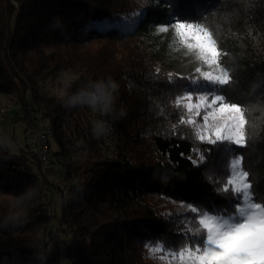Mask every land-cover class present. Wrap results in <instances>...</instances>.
<instances>
[{"label": "trees", "instance_id": "obj_1", "mask_svg": "<svg viewBox=\"0 0 264 264\" xmlns=\"http://www.w3.org/2000/svg\"><path fill=\"white\" fill-rule=\"evenodd\" d=\"M176 11L199 19L222 49L228 94L249 120L246 147L201 142L179 122L188 116L174 101L199 77L167 71L158 56V28ZM52 71L76 74L69 93L94 80L118 83L110 146L92 133V109L65 105V85L42 92ZM0 93L13 95L14 121L28 125L42 111L67 187L64 196L40 173L32 150L0 139V264H149L146 247H180L193 235L186 218L198 213L188 206L235 212L229 205L240 202L223 188L236 155L264 194V0H0ZM29 190L23 220H7L13 198ZM47 192L60 193L58 212Z\"/></svg>", "mask_w": 264, "mask_h": 264}, {"label": "snow or ice", "instance_id": "obj_2", "mask_svg": "<svg viewBox=\"0 0 264 264\" xmlns=\"http://www.w3.org/2000/svg\"><path fill=\"white\" fill-rule=\"evenodd\" d=\"M176 7L179 8V3ZM182 15L180 11L174 12L172 22L158 28L159 32H167L171 27L175 36L174 50L185 49V54L193 55L201 65L195 70L199 78L191 81V91L177 96L174 101L188 116L179 122L192 125L195 137L201 142L226 141L246 147L249 120L244 105L228 94L232 77L220 62L222 49L199 19L189 16L181 20ZM261 111L264 112V106ZM202 112V123H197L196 117ZM204 158L197 150V159L203 161ZM227 176L223 191L235 193L239 206L229 205L236 209L235 212L221 213L211 206L201 209L199 203L186 205L191 212L198 213V216L186 218L190 220L188 231L193 235L186 237L180 247L168 248L163 243L150 245V254L154 257L162 254L158 258L165 264H264V194L253 190L242 155L232 157Z\"/></svg>", "mask_w": 264, "mask_h": 264}, {"label": "rangeland", "instance_id": "obj_3", "mask_svg": "<svg viewBox=\"0 0 264 264\" xmlns=\"http://www.w3.org/2000/svg\"><path fill=\"white\" fill-rule=\"evenodd\" d=\"M161 48L158 52V56L161 59L162 66L169 72H174L179 75H187L193 77H199V73L195 70L197 67H200V62L195 59L193 55H186V50L180 48L179 51L174 50L176 45L174 43L175 36L174 30L169 27L167 32L162 33L161 38ZM61 72H50L46 74L40 84L41 90L46 94H55L58 95L62 92L65 85V80L68 79V76L65 75L64 79H61ZM195 102V94H194ZM0 109H6L7 113L0 125V139L6 142H9L10 149L12 148L15 140H20L22 137L23 129L27 126V122L24 120L12 119L14 112L19 111V108L13 102V95L7 93H0ZM202 116L196 117L197 123H202ZM230 162V161H229ZM45 177L55 185L61 187H66L63 182V171L58 165H54L52 171L45 175ZM48 198L52 202L51 207L53 212L59 211V204L61 201L60 193L58 192H47ZM154 198L149 199L153 201ZM239 206V205H238ZM232 214V213H231ZM144 253L147 255V261L149 264H165V261L158 258L157 254L154 257L149 252V247L144 249ZM178 262H176L177 264Z\"/></svg>", "mask_w": 264, "mask_h": 264}, {"label": "clouds", "instance_id": "obj_4", "mask_svg": "<svg viewBox=\"0 0 264 264\" xmlns=\"http://www.w3.org/2000/svg\"><path fill=\"white\" fill-rule=\"evenodd\" d=\"M65 75L68 76V79L65 80L66 91L62 100L67 107H87L99 111L102 115H110L114 111L116 93L119 89L116 81L111 78L90 81L75 92L69 93L67 89L71 88L72 82L78 77L75 73L68 72L62 73L61 79H64ZM91 130L95 137L101 138L110 133L111 125L103 119L94 120L91 124ZM30 196L29 190L19 197H14L9 205V213L6 219L14 223L21 222L26 215V209L23 207L25 197L30 198Z\"/></svg>", "mask_w": 264, "mask_h": 264}, {"label": "built area", "instance_id": "obj_5", "mask_svg": "<svg viewBox=\"0 0 264 264\" xmlns=\"http://www.w3.org/2000/svg\"><path fill=\"white\" fill-rule=\"evenodd\" d=\"M7 113L6 109H0V125ZM95 120H106L111 125V131L107 136L99 138L103 147L111 145L114 134V119L109 115H102L99 111L93 110ZM52 136V128L41 110L32 112L30 123L23 129L20 140H15L11 150L21 149L32 150L34 157L38 161L39 170L42 175L50 173L54 167L51 161L50 151L47 146L48 139ZM62 194L66 196L67 187H61Z\"/></svg>", "mask_w": 264, "mask_h": 264}]
</instances>
